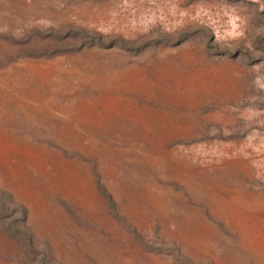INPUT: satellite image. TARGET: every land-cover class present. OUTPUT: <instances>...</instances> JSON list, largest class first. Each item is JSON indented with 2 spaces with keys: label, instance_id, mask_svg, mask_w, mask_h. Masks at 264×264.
I'll use <instances>...</instances> for the list:
<instances>
[{
  "label": "rangeland",
  "instance_id": "1",
  "mask_svg": "<svg viewBox=\"0 0 264 264\" xmlns=\"http://www.w3.org/2000/svg\"><path fill=\"white\" fill-rule=\"evenodd\" d=\"M41 258L264 264V0H0V264Z\"/></svg>",
  "mask_w": 264,
  "mask_h": 264
},
{
  "label": "trees",
  "instance_id": "2",
  "mask_svg": "<svg viewBox=\"0 0 264 264\" xmlns=\"http://www.w3.org/2000/svg\"><path fill=\"white\" fill-rule=\"evenodd\" d=\"M91 37H95L99 43L104 42L103 40L101 41V39H100V38H101L100 35H91ZM13 206H14V204H13V203L11 202V200H10L4 208H5V209H6L7 207L13 208ZM38 264H47V263L45 262V259H44V258H41V259L38 260Z\"/></svg>",
  "mask_w": 264,
  "mask_h": 264
}]
</instances>
